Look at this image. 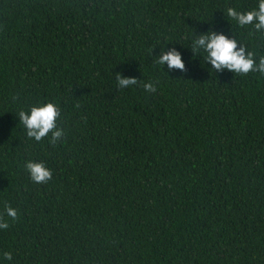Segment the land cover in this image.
<instances>
[{
    "label": "trees",
    "instance_id": "1",
    "mask_svg": "<svg viewBox=\"0 0 264 264\" xmlns=\"http://www.w3.org/2000/svg\"><path fill=\"white\" fill-rule=\"evenodd\" d=\"M258 2L0 0V213L18 211L0 264H264V74L191 49L212 30L258 62L264 32L226 14ZM171 48L186 71L155 63ZM49 101L55 147L18 116ZM29 160L53 179L33 183Z\"/></svg>",
    "mask_w": 264,
    "mask_h": 264
},
{
    "label": "clouds",
    "instance_id": "2",
    "mask_svg": "<svg viewBox=\"0 0 264 264\" xmlns=\"http://www.w3.org/2000/svg\"><path fill=\"white\" fill-rule=\"evenodd\" d=\"M226 14L241 27L253 25L257 32H264V0H259L256 9L240 12L235 8L229 7L226 10ZM238 44L240 45L239 47ZM191 49L195 54H198L200 50L207 53L206 61L216 71L227 69L241 75L257 71L264 74V56L259 57L257 62L252 51L247 50L246 46L241 44L237 39L229 38L223 33L209 30L205 34L196 36ZM155 63L159 65H165L166 63L168 69H179L181 72L186 71L181 53L175 48L161 51ZM115 79L119 88H126L139 83L137 78L124 77L120 73H116ZM142 87L145 92L149 93L157 90L156 84L151 81L143 83ZM18 116L26 129L28 138L34 139L36 142H41L45 138H48V143L52 147L62 142L61 138L65 136V131L63 128L58 127L57 123L61 116V109L54 102L49 101L34 104L30 106L28 111H19ZM25 169L33 183L47 184L53 179V170L47 167L43 161H26ZM17 219V209L6 203L4 212L0 213V229H8L10 221H16ZM3 258L11 261L12 254L5 251Z\"/></svg>",
    "mask_w": 264,
    "mask_h": 264
}]
</instances>
